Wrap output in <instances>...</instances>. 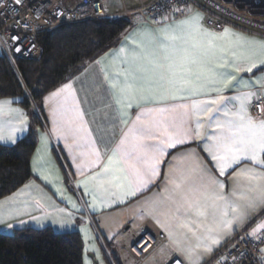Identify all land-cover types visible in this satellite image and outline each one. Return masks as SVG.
<instances>
[{
  "label": "snow or ice",
  "instance_id": "6c2138e0",
  "mask_svg": "<svg viewBox=\"0 0 264 264\" xmlns=\"http://www.w3.org/2000/svg\"><path fill=\"white\" fill-rule=\"evenodd\" d=\"M199 21L196 14L179 21L175 27L165 26L155 33L146 30L135 37L129 36L130 47L112 54L111 72L103 68L102 71L119 108L121 122L128 125L127 131L103 167L78 182L85 194L92 195V207L96 206L98 195L116 196L123 203L124 198L135 196L159 175L169 149L192 138L203 142L204 151L220 177H225L229 169L250 162L233 173L234 179L243 178L245 184L229 195L225 194V181L212 176L199 164L197 169L202 178L199 185L188 183L184 177L170 180L173 188L162 215L197 241L195 248L180 249L186 252L189 264H196V249L211 252L212 245H218L224 236L232 233L234 224L243 225L250 211L264 207V104L257 105L259 116L250 113L253 100L264 99V91L258 94L252 90L264 89V75L250 80L241 76V73L254 76L256 70L264 68V42L251 41L230 33L227 28L217 34L203 29ZM234 81L249 90L225 96L226 90L235 88ZM51 95L60 98L61 119L57 123L58 111L54 109L53 131L62 137H73L81 149L78 168L97 167L101 153L91 139L72 85L65 84ZM168 101L179 103L168 104ZM9 103L0 101V141L14 144L16 133L24 131L27 122L19 109H9L21 117L20 126L8 121V128H4V108ZM148 103L154 107L142 108L129 125L127 109ZM41 178L51 180L50 175L43 173ZM22 204V208H6L0 202V224L26 212L27 201ZM72 206L76 207L74 203ZM12 227L9 223L8 228ZM161 227L168 231L166 225ZM261 230L264 221L249 235L256 236ZM168 235L173 239L171 231Z\"/></svg>",
  "mask_w": 264,
  "mask_h": 264
},
{
  "label": "crops",
  "instance_id": "0c3cea01",
  "mask_svg": "<svg viewBox=\"0 0 264 264\" xmlns=\"http://www.w3.org/2000/svg\"><path fill=\"white\" fill-rule=\"evenodd\" d=\"M196 14L200 16L201 27L207 29L203 22V15L199 11L191 12L182 18L168 21L159 26H152L135 19L134 25L124 33L116 46L87 63L79 73L43 97L39 104L42 115L40 126H37L32 120L35 110H32L33 108L30 110L23 109L19 105L20 98L0 99V101L10 102L4 108L3 126L5 129L8 128V121L20 126L21 117L15 112H10L9 109H19L23 113L22 118L27 122L25 130L16 133L14 144L10 141H0V146L12 147L24 139L29 132H33L36 139V147L30 159L31 179L17 191L0 200L6 208H22V202L27 201V211L0 224V233L8 234L16 228L23 227L35 230L49 228L55 234L76 232L83 245V264H108L107 261L110 264H133L127 248L133 238L144 230L145 225L149 224L153 225L165 238V244L153 254L160 256L157 264H167L174 257L185 264H189L186 252L180 249L195 248L197 241L190 233H186L185 229L177 228L175 222L162 215V212L166 210L165 206L169 203L167 197L173 188L170 180L172 178L179 180L184 177L188 183L199 185L202 182L201 173L197 169V164H199L206 168L212 176L225 181L227 185L225 194L229 195L234 189H239L245 184L243 178L234 179L233 173L239 168L247 166L250 162H244L233 169H229L225 177H220L208 154L204 151L203 142L192 138L185 144L169 149L160 165L159 175L135 196L124 198L123 203L119 202L116 196L98 195L96 206L92 207V195L90 193L85 194L83 185L78 182L103 167V164L107 162V157L117 147L128 127L121 122L119 108L112 99L109 86L104 80L102 68L111 72L112 54L117 53L122 47H130L127 39L129 36L135 37L138 33L146 30L155 33L165 26L175 27L179 21L190 19ZM227 29L230 30V33L246 37L251 41L264 42V37L248 34L232 27ZM262 75H264V68L256 70L254 76L249 73H241L245 80ZM233 83L236 85L235 88L226 90L223 93L225 96L230 97L237 92L249 90L235 81ZM65 84L72 85L79 107L84 114L86 127L91 133V139L101 153V163L95 168H78L82 160L79 155L81 149L74 143L73 137H62L53 131L54 109L58 111V115L55 117L57 123L61 119L59 115L60 98L53 97L51 94ZM252 90L258 94L264 91L259 87H254ZM255 101L254 99L252 104ZM167 103H179V101H168ZM153 107V104L148 103L140 107L134 105L127 109L128 124H131L142 108L150 109ZM148 118L150 117H145V119ZM42 137L45 139L42 140ZM193 169L196 170L193 171ZM41 173L50 175L51 180L42 179ZM203 179L206 181L207 176H204ZM165 188L169 191L165 192ZM160 201H164V204H159ZM72 203L75 204V208H73ZM154 205H156L155 211H153ZM58 209H64V211L60 212ZM33 217L39 219H33ZM157 219L161 223L158 224ZM20 221H24V223L21 224ZM262 221H264V207L250 211L248 220L243 225L234 224L232 233L224 236L218 245H212L213 250L211 252H205L202 248L196 249L195 255L198 257L196 264L205 262L213 251L228 241L238 229L254 222L253 229ZM9 223L13 225L12 228H8ZM161 224L166 225L168 231L173 233V239H169L168 231L165 230V227H161Z\"/></svg>",
  "mask_w": 264,
  "mask_h": 264
},
{
  "label": "trees",
  "instance_id": "16d2710c",
  "mask_svg": "<svg viewBox=\"0 0 264 264\" xmlns=\"http://www.w3.org/2000/svg\"><path fill=\"white\" fill-rule=\"evenodd\" d=\"M133 25V18L126 16L59 26L38 35L43 50L39 61L9 60L0 55V99L20 98L23 109L35 110L32 120L40 126L43 97L116 46ZM35 147L33 132L12 147L0 146V200L31 179ZM82 254L76 232L55 234L49 228L23 227L0 233V264H83Z\"/></svg>",
  "mask_w": 264,
  "mask_h": 264
},
{
  "label": "built area",
  "instance_id": "2783aa9c",
  "mask_svg": "<svg viewBox=\"0 0 264 264\" xmlns=\"http://www.w3.org/2000/svg\"><path fill=\"white\" fill-rule=\"evenodd\" d=\"M107 0H0V55L9 60L39 61L43 55L37 37L44 31L95 19L132 17L152 26L199 11L208 30L222 32L235 28L264 37V0H137L134 7L123 6L110 12ZM19 49V51H17ZM255 101L250 113L259 116ZM254 222L238 229L202 264H264V230L250 236ZM165 244L164 236L145 225L128 246L133 264H143ZM172 258L167 264H176Z\"/></svg>",
  "mask_w": 264,
  "mask_h": 264
},
{
  "label": "rangeland",
  "instance_id": "374dc122",
  "mask_svg": "<svg viewBox=\"0 0 264 264\" xmlns=\"http://www.w3.org/2000/svg\"><path fill=\"white\" fill-rule=\"evenodd\" d=\"M136 2H137V0H107L106 5H107L108 9L110 10V12H112L118 8L123 7V6L133 7L136 5ZM133 20H135V18H133ZM0 49H1V47H0ZM251 230L249 231V233L251 232ZM159 259H160V256L158 254L157 255L155 254V255H152L143 264H157V261H159ZM108 264H109V262H108Z\"/></svg>",
  "mask_w": 264,
  "mask_h": 264
}]
</instances>
